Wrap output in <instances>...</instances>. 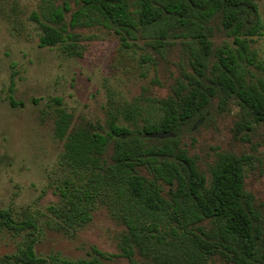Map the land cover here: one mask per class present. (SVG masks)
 I'll return each mask as SVG.
<instances>
[{
	"label": "trees",
	"instance_id": "1",
	"mask_svg": "<svg viewBox=\"0 0 264 264\" xmlns=\"http://www.w3.org/2000/svg\"><path fill=\"white\" fill-rule=\"evenodd\" d=\"M44 1L40 47L61 44L73 54L75 29L101 26L143 50L155 70L172 51L182 55L165 96H143L157 106L153 117L134 102L119 115L108 111L103 125H73L58 109L54 135L63 140L61 159L72 177L58 187L61 203L49 207L55 219L79 227L97 204L105 205L123 227L118 256L130 264H264V214L244 181L254 156L225 148L201 162L182 143L185 132L233 109L240 139L264 142V60L251 46L264 28L256 3L75 0L71 11L65 1L55 7ZM26 228L35 223L0 209V229ZM33 242L8 257L12 264H46Z\"/></svg>",
	"mask_w": 264,
	"mask_h": 264
},
{
	"label": "rangeland",
	"instance_id": "2",
	"mask_svg": "<svg viewBox=\"0 0 264 264\" xmlns=\"http://www.w3.org/2000/svg\"><path fill=\"white\" fill-rule=\"evenodd\" d=\"M63 1L71 11L76 8L75 0H53L54 7ZM253 1L264 24V0ZM47 16L44 0H0V209L35 223V229L18 232L0 229V264H12L8 257L32 240L35 254L46 264L83 259L130 264L118 256L123 227L105 205L97 204L91 219L74 228L62 226L49 211L61 203L62 180L72 177L61 159L63 140L54 135L57 111L70 114L73 125L83 121L103 125L108 111L119 115L137 102L143 116L153 117L157 106L143 101V96H165L182 55L172 51L155 70L143 50L124 44L119 35L101 26L76 28L73 54L62 52L61 44L40 47ZM251 46L264 60V28ZM155 79L163 86L154 84ZM236 110L214 113L211 122L185 132L182 143L201 162L225 148L253 155L245 189L264 214V142L260 136L252 143L240 139L234 128Z\"/></svg>",
	"mask_w": 264,
	"mask_h": 264
}]
</instances>
